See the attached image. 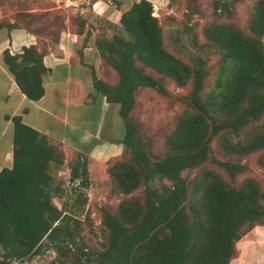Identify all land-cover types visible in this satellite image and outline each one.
I'll return each mask as SVG.
<instances>
[{
    "label": "trees",
    "instance_id": "16d2710c",
    "mask_svg": "<svg viewBox=\"0 0 264 264\" xmlns=\"http://www.w3.org/2000/svg\"><path fill=\"white\" fill-rule=\"evenodd\" d=\"M119 22L129 38H94L101 60L116 72L117 82L111 84L94 75L93 88L107 102L118 105L123 121L119 141L122 153L129 157L110 167L114 186L122 194L143 186V198L123 199L114 213H104L107 241L102 250L87 251L86 246L76 245L72 227L77 221L52 201L62 192L53 184L52 163L61 165L63 152L20 115H13L12 163L0 169V264L25 262L42 247L61 253L63 242L82 254L87 251L95 264H228L236 255L240 236L255 225H264V189L256 180L246 179L234 187L210 180L205 172L191 182L187 193L188 182L181 175L208 159L213 135L236 134L249 123L244 108L248 96L262 100L264 109V0L253 5L251 35L229 24L206 26L204 46L217 49L219 63L213 85L203 97V58L198 55L188 64L163 47L149 0L133 1L121 12ZM45 52L36 45L23 46L20 53L2 51L3 63L29 100L44 94ZM144 67L179 86L191 85V109L178 117L168 134L167 154L153 161L135 128L125 122L139 87L164 91L162 82ZM243 147L230 144V149ZM260 147H264V130L244 149ZM68 182L77 189L90 185L86 158L77 156L69 165ZM75 261L79 263L81 256Z\"/></svg>",
    "mask_w": 264,
    "mask_h": 264
},
{
    "label": "rangeland",
    "instance_id": "374dc122",
    "mask_svg": "<svg viewBox=\"0 0 264 264\" xmlns=\"http://www.w3.org/2000/svg\"><path fill=\"white\" fill-rule=\"evenodd\" d=\"M73 5L66 6L65 0H0V29L4 35L14 28H24L39 38V44L45 50L56 43V37L63 28L70 26L74 32H82L87 27V36L107 37L122 35L129 38V34L119 22L121 12L127 9L136 0H72ZM152 3V14L157 18L161 28L163 47L182 61L193 64L196 56L204 61L205 77L201 95L213 85L216 68L219 63V53L213 46L205 45L207 38L205 28L209 24H229L246 35H251L249 19L256 0H149ZM5 37V36H4ZM264 46V36L262 37ZM9 52L13 51L7 49ZM14 53V52H13ZM106 82H117L116 72L105 62L100 65ZM146 73L159 79L164 87L159 92L152 87H139L135 91L134 105L126 118V124L135 128L144 149L150 159L158 160L167 154L166 138L176 124L178 117L191 106L188 94L190 83L184 86L177 85L172 79L144 67ZM246 99L245 112L251 119L236 134L219 132L212 136L208 159L202 164L185 169L181 175L188 182L190 191L191 182L197 177L209 172V179L221 181L230 186L239 187L246 179L258 182L260 189H264V147L245 150L248 142L264 130V109L262 100L251 96ZM97 107H92L95 112ZM115 110V109H114ZM112 112L93 139L82 148L81 153L70 151L67 161L56 167L52 163L51 173L53 184L62 190L52 198L53 203L70 213L77 221L73 228L76 245L86 246L87 251L102 250L107 241V229L102 223L106 211L115 212L120 201L135 197L140 201L143 198V186L136 188L130 194H122L114 186L110 167L118 160L128 159L129 155L122 153L114 155L115 150L108 152V157L102 161L97 155L89 152L100 145L114 140L119 136L123 127L120 117L112 119ZM96 125V119L90 121ZM118 126V134L113 133L111 127ZM243 145L242 149H230V144ZM57 146V145H56ZM58 147V146H57ZM59 148V147H58ZM61 149V148H59ZM62 150V149H61ZM63 152V151H62ZM77 156L87 160L90 185L86 189H77L68 182L69 165ZM91 162V163H90ZM164 183L169 184L167 180ZM264 205V197L261 199ZM250 256L233 262H259L264 252L259 241L252 245ZM258 250V251H257ZM77 252L74 247L63 242L61 253L54 248L42 247L38 254L25 259L26 264H95L93 257L87 253ZM258 258H254L255 255ZM81 256V261L75 257ZM263 262V260H262Z\"/></svg>",
    "mask_w": 264,
    "mask_h": 264
},
{
    "label": "crops",
    "instance_id": "0c3cea01",
    "mask_svg": "<svg viewBox=\"0 0 264 264\" xmlns=\"http://www.w3.org/2000/svg\"><path fill=\"white\" fill-rule=\"evenodd\" d=\"M88 25L84 22L85 29L81 33L66 25L54 46H47L42 58L43 65L48 68L42 77L44 94L35 101L27 99L18 89L12 73L3 63L2 51L11 49V54L20 53L23 46L29 45H36L40 51L39 38L24 28H14L6 35L0 29V169L10 168L12 163L10 118L13 115H20L24 123L61 148L64 163L70 151L81 153L88 141L100 131L102 122L108 121L111 112L112 119L119 117L118 105L107 102L104 96L94 91L93 76L104 81L106 78L100 67L102 60L94 46V34L87 36ZM92 107H97V110L93 112ZM92 119H96L95 126L90 124ZM111 129L112 134H118V126ZM96 148L88 154L90 161L93 160L92 155H97L102 161L110 150H115L112 156L123 152L119 136ZM258 241L264 248V225H255L240 236L235 243L236 255L228 264H264V252L261 256L258 250L256 255L260 259L263 257V262H233L241 260L244 252L249 258L252 245ZM256 255L254 258H258Z\"/></svg>",
    "mask_w": 264,
    "mask_h": 264
},
{
    "label": "built area",
    "instance_id": "2783aa9c",
    "mask_svg": "<svg viewBox=\"0 0 264 264\" xmlns=\"http://www.w3.org/2000/svg\"><path fill=\"white\" fill-rule=\"evenodd\" d=\"M64 4H65L66 6L73 5V1H72V0H65ZM20 264H26V262H22V263H20Z\"/></svg>",
    "mask_w": 264,
    "mask_h": 264
}]
</instances>
